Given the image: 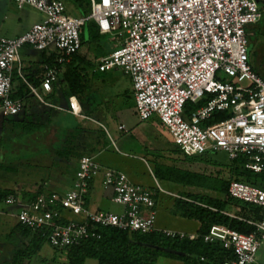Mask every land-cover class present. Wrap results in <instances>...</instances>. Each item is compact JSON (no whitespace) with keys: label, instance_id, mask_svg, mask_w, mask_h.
Masks as SVG:
<instances>
[{"label":"built area","instance_id":"built-area-1","mask_svg":"<svg viewBox=\"0 0 264 264\" xmlns=\"http://www.w3.org/2000/svg\"><path fill=\"white\" fill-rule=\"evenodd\" d=\"M18 8L31 6L45 15L41 23L15 38L0 37V115L15 116L24 101L14 99L13 77L22 75L20 50L30 46L44 52L40 88L51 91L61 69L82 48L81 31L89 21L102 33L123 37L110 54L99 59L94 72L121 69L130 77L136 112L142 121L157 117L177 146L189 155L225 151L233 161L264 173V78L254 69L249 53V27L264 16V0H91L88 16H70L61 0H15ZM25 80V79H24ZM42 102L39 89L25 80ZM244 82L248 84L244 85ZM189 112L187 104H200ZM70 111L81 115L75 97ZM227 118L205 125L215 115ZM120 130L126 131L121 125ZM102 175V187L112 192L120 213L93 209L88 197L93 181ZM230 196L264 209V189L233 180ZM5 205L18 208V220L42 230L58 249L100 238L99 227L150 233L156 229L154 194L122 171L104 167L93 156L80 158L71 189L21 201L9 195ZM255 231L246 234L223 226L204 235L235 257L224 264H253L264 243V219L247 220ZM162 233L197 239L198 234L163 230ZM203 259V258H202Z\"/></svg>","mask_w":264,"mask_h":264},{"label":"trees","instance_id":"trees-1","mask_svg":"<svg viewBox=\"0 0 264 264\" xmlns=\"http://www.w3.org/2000/svg\"><path fill=\"white\" fill-rule=\"evenodd\" d=\"M78 1V0H76ZM88 16V15H85ZM264 20V16L261 21L256 24L254 28H259L260 24ZM89 21L83 27L81 31L82 46L86 44L85 32L88 25L89 32L92 34V38L95 40L101 36L109 35V33H102L99 27ZM257 32L254 31L252 37H250L249 51L251 54V47L256 42ZM110 47L95 46L98 55H106L113 51ZM46 62H51L52 59L46 58ZM253 65V63H252ZM94 64L87 60L85 56L74 54L71 60L67 63V70L64 75L65 81V94L69 98L70 96H78L82 100V115H90V110L93 108L95 102L86 105L85 98L91 97L93 100L91 91V84L89 82L88 70L93 71V77L105 78L107 72H94ZM255 70V66L253 65ZM23 70V69H22ZM43 71V69H42ZM41 71V74H42ZM256 71V70H255ZM40 78H28V82H35L39 84ZM15 80V79H14ZM13 80V81H14ZM37 80V81H36ZM29 94L27 84L19 78L18 90L12 93L14 99H22ZM29 100V99H28ZM27 100V101H28ZM95 101V100H94ZM200 104H187V110H196ZM4 125V137H0V149L4 151L0 153V171L5 170V173L0 174L4 176L7 172L19 176L18 170L20 168L17 164L12 163L11 160H5V155H8V147L4 146V143L12 139V135L16 131H21L26 134L41 131L51 124L52 120L40 119L36 115L30 114L25 103L21 113L12 117H1ZM227 118L226 114L217 115L210 122L214 123L218 120ZM81 133L79 126L76 127V131H73L66 137V147L62 150L57 148L56 153L58 155L65 156L66 158H80L84 153L78 152L75 143L77 136ZM4 138L7 140L5 141ZM6 147V148H5ZM175 155H183L189 162L198 160L200 158L189 155L176 147L173 150ZM4 154V158L2 156ZM9 156V155H8ZM9 159L10 156H9ZM3 161V162H2ZM5 162V164H4ZM236 162V161H235ZM243 169H246L242 166ZM235 169L232 172V176L224 181L220 177L209 179V176L205 173L181 168L176 165H157L155 170V176L159 179L168 180L177 183L183 187H196L202 190L213 191L224 195V198L209 197L204 194L183 192L182 196L187 199L175 198V206L180 211L182 216L190 219H196L201 223L197 234V239H190L188 237L181 238L179 236L172 237L162 233L159 230L152 231L150 233L131 232L122 230L116 227H99L98 233L100 238H92L83 241L79 245H74L64 249H58L52 247L48 242V237L42 230H36L24 226L19 221L14 230L7 234V239L12 243L13 233L20 234L23 238L29 239L24 241L18 237L19 244L13 246V251L8 258L3 259L2 264H30L35 257H41L42 247L45 244H49L56 252H64L67 256V263L63 264H87V261L92 259L96 261V264H157L160 255L168 256L172 259L180 260L185 264H224V262L231 260L235 257L234 252L231 249H225L218 242L210 243L204 240V235L209 234L212 227L215 225H221L230 227L242 233L250 234L255 231V227L248 222L240 220L238 218H232L222 211H227V207L231 206L236 210L235 215L247 220H262L264 217L261 215V207L250 205L241 200L235 199L230 196L228 189L229 184L233 180H239L238 177H247L245 172H239ZM30 176V174H28ZM21 177V175H20ZM42 184L36 192H29L25 189L18 192L17 189L6 187H0V203H4L5 199L9 195H16L21 201L31 202L34 201L39 195H49L51 192H46ZM6 206V205H5ZM8 208H17V206H6ZM18 209V208H17ZM18 211V210H17ZM21 239V240H20ZM56 254L52 258L56 261ZM192 256H198V259L192 258ZM203 258V259H202ZM43 261V260H42Z\"/></svg>","mask_w":264,"mask_h":264},{"label":"rangeland","instance_id":"rangeland-1","mask_svg":"<svg viewBox=\"0 0 264 264\" xmlns=\"http://www.w3.org/2000/svg\"><path fill=\"white\" fill-rule=\"evenodd\" d=\"M40 15V14H39ZM44 16V15H43ZM39 17V16H38ZM40 18V17H39ZM45 19V16H44ZM41 21V20H40ZM43 22V21H42ZM256 25H251L248 29L257 32L256 42L253 44L251 49H254V54H252L253 64L255 66L256 72L264 78V20L259 25V28H254ZM92 33L89 29H86L85 40L86 44L81 50V54L86 55L90 60L95 63L96 60V48L95 46H106L111 49L115 45H118L123 37H120L117 33H109V35L101 36L98 39L92 38ZM250 53V51H249ZM85 56V57H86ZM100 56V55H99ZM251 57V56H250ZM98 58V55H97ZM25 74V71L23 70ZM61 79L64 75H60ZM14 78L19 79V74L14 73ZM109 82H115L113 85L109 84L104 89L109 93V98L105 100V105L103 108V114H107V117L98 116L104 128L108 129L104 137L108 143V148L106 149L101 159L108 166L119 168L120 171L125 172L128 176L135 182L149 190L153 194H156L157 205L155 207L157 211V227L161 226L164 229H172L181 232H196L200 227L201 223L196 219H190L182 216L180 211L175 206V198L168 193L179 192H192L201 193L209 197L224 198V195L215 193L212 190L206 191L199 188H181V185L156 178L155 170L157 165H176L181 168H186L198 172L205 173L209 176V179L221 178L226 181L232 176V172L235 169L239 172H245L248 174L247 177H238L239 180L254 184L262 189H264V173H256L249 169H243L244 163L241 159L235 161L231 160L225 151L209 152L203 155H194L200 159L189 162L185 159L183 155H175L173 153V147H178L173 139V136L169 132L168 128L164 125L158 124L156 118L142 121L137 112L135 99L133 97V87L131 85V79L129 76L125 75L121 69H116L111 71L108 76L105 77ZM244 85L248 82H244ZM103 90V91H104ZM102 93V91H101ZM99 92L95 94L98 100L104 101L103 96ZM43 98H47L44 94ZM60 100V99H56ZM91 97L86 98V101L90 102ZM31 101L33 103H38V97H32ZM192 112V111H189ZM215 115L213 119L216 117ZM220 116V115H219ZM212 119V120H213ZM211 121V120H210ZM207 121L205 125L211 124L212 122ZM120 124L127 127L128 132L124 133L119 129ZM100 128V129H101ZM52 127H49L44 132L39 134H26L21 131H16L12 135V139L4 143V146L8 147L7 154L5 155V160H11L12 163L17 164L20 168L18 170L19 176L14 174L6 173L4 176L0 177V184L5 187H11L20 191V189L26 190H36L34 182L29 181L40 180L50 181L52 180L50 168V157L51 151L48 150L47 144L53 137ZM5 147V148H6ZM0 149V153L3 152ZM157 154L162 155L160 161H156L155 156ZM4 158V154H2ZM50 156V157H48ZM3 162V161H2ZM5 164V162H4ZM72 172V170H70ZM5 173V170H1L0 174ZM30 174V176H28ZM21 175V177H20ZM26 178H30L25 180ZM23 182V183H22ZM45 182V185L48 183ZM0 185V186H1ZM21 192V191H20ZM227 211L236 213V210L231 206L227 207ZM0 264H2L3 259L8 258L13 251V246L19 244L18 237L24 241H29V239L23 238L20 234L13 233L12 243L7 239V234L14 230L18 223V211L15 208H8L4 204L0 203ZM101 210H107L112 212L120 213L122 211L121 207L111 203H105L101 206ZM261 215L264 217V209H260ZM223 226L219 225L216 227V232H221ZM20 239V240H21ZM54 254H56V261H53ZM192 258L198 259V256H192ZM43 260V261H42ZM67 256L64 252H56L49 244H45L42 247L41 257H35L30 261V264H63L67 263ZM87 264H96L95 260H88ZM157 264H185V262L172 259L165 255H160ZM205 264V263H200ZM253 264H264V243L261 244L258 252L256 253V262Z\"/></svg>","mask_w":264,"mask_h":264},{"label":"crops","instance_id":"crops-1","mask_svg":"<svg viewBox=\"0 0 264 264\" xmlns=\"http://www.w3.org/2000/svg\"><path fill=\"white\" fill-rule=\"evenodd\" d=\"M61 1L66 6V13L70 16H76V17L77 16H85V15H89L91 13V0H78V1H76V0H61ZM43 15H44L43 13H41L40 11H38L37 9H35L31 6H25L23 8H18L15 0H0V37H2V38H15V37H19V36L23 35L27 31H29L35 24L41 23L44 20L45 15L44 16ZM93 23L96 24V22H93ZM87 28H88V25H87L86 29ZM249 31L251 32L250 37H252L253 33H252L251 29ZM115 46H117V45H115ZM83 47H84V45L82 46V48ZM82 48H81V50H82ZM81 50L79 51V54L82 56H86V55L81 54ZM95 54H96L95 63H93L90 60V58H88L86 56V59L91 61L94 64L93 67H96L97 63L99 62V59L101 57L105 56V55L99 56L96 51H95ZM252 54H254V49H251V54H250L251 61L253 63ZM97 55H98V58H97ZM46 58L48 59L47 55L44 52L38 51V50H36L30 46H24L20 50V62H21L23 70L25 71V74H24L23 70H22L23 78L19 76L22 79V81H24V82H25V80L27 81L29 77L30 78H32V77L33 78H35V77L40 78V74H41V71L43 69V64H44V62H46L45 61ZM66 70H67V64L61 69L57 80L52 84V90L49 92L42 90L40 88V82H39V84L36 83L35 79L33 80V82L32 81L29 82V83L35 85L39 89L38 92H39L41 98L44 100V102H42L39 99L40 101H38V103H33L31 101L32 97H37V96L32 94L31 90L27 86L29 94L27 95V97H25L24 103H25L27 109L30 111V114L36 115L40 119H45V121L48 119L52 120L51 124H49V126L47 128H45L41 131H36L34 133H30V134H35V133L39 134L41 132H44V130H47L49 127L53 128L52 129L53 137L51 138V140L47 144L48 150L52 152L51 153L52 156L51 157L48 156V157H50V162H51L50 168L45 167V168L49 169V172H51L52 175H51L50 179L52 178V180H50L49 182L45 181V182H48L45 185L44 181L40 182V180H38V179L33 180L35 178H33V179H30V178L25 179L24 178L25 180L30 179L29 181H31V182L35 181L34 186L36 187V190H33V191L29 190V192H36L42 184H44L43 188L45 189L46 192H54V191L66 192L67 190L71 189L73 186V182L75 180V177H76V172L79 168L80 158L84 155L93 156L95 158V160L104 167H111L113 169L120 171L119 168H115V167L106 165V163L103 162L101 159V156L104 155L106 149L109 146L107 141H106V137H104V135H103L106 132H108V129L104 128L105 130H102L103 128H101V127H104V125L101 123V121L98 118V116L102 117L103 115H104V117H107V114H103V111H105L103 108V105H105V103H107V102H105V100H106V98L107 99L109 98V93L107 92V90L105 91L104 89H106L105 87L109 84L110 85L111 84L113 85V83L115 84V82H117V80H115L113 82L108 81V83H107L106 78L93 77L92 76L93 75L92 74L93 69L88 70L89 82H90L91 87H92L90 94H92L91 95V96H93L92 102L93 103L95 102V104L93 105V108L90 110V115L87 116V115L81 114L80 116H77L70 111V98L75 97L77 99L81 109H82V105H81L82 100L78 96L72 95L69 98L66 96V94H65V89H66L65 81H64V78L61 79V76H60V75H65ZM110 72H107V74H109ZM14 79L15 78L13 77V80ZM18 84H19V79H15L13 81V92H16L18 90ZM25 84H26V82H25ZM131 85H132V81H131ZM101 91H102V93H101ZM99 92L103 96L104 101H103V99L102 100L97 99V96L95 94H98ZM44 94L47 96V98H45V99L42 96ZM133 97H134V91H133ZM56 99H60V100H56ZM85 103H86V105H88L86 98H85ZM1 117L2 116L0 115V137H4L5 136V134H4V125L5 124H3V120ZM153 118H156L159 125L164 126L157 117H153ZM153 118H151V119H153ZM121 125L122 124H120V126ZM77 126L80 127L81 133L77 136L75 147H76L78 152H81L84 154L80 158H77V159L66 158L65 156L58 155L56 153L57 148H61L60 150H62L64 147H66V142H65L66 137L68 136V134L70 135L73 131H76ZM120 126H118V127H120ZM123 132L124 133L128 132L127 127H126V131H123ZM175 148L176 147H173V150H175ZM161 156L162 155L157 154L155 156V158H156L155 160L157 162L160 161ZM70 170H72V172ZM126 175L128 176V174H126ZM130 180L132 182H134L131 178H130ZM101 182H102V175L97 177L93 181L92 186H91L90 194L88 197V203H89V206L93 209L101 210V206L107 202L111 203V204H115L112 201V192L103 189ZM136 184H138V183H136ZM0 187L6 188L5 186H2V185ZM181 188L193 189L194 187H183V186H181ZM21 190H23V189L21 188ZM26 191H28V190H26ZM206 191H208V190H206ZM168 193H170L174 198H177V199L178 198L187 199V198H184L182 196L183 192L172 193V192L168 191ZM197 194H199V193H197ZM154 198L156 200V205H157V199H156L155 193H154ZM187 200H189V199H187ZM3 204L5 205V202ZM115 205H117V204H115ZM118 206L121 207L120 205H118ZM121 209L123 210L122 207H121ZM3 211H4V209L1 210L0 213ZM15 211H17V209ZM104 211H107V210H104ZM110 212H112V211H110ZM225 212H231V211H225ZM256 221H259V220H256ZM156 224H157V219H156ZM156 229H158L159 231L168 230V231L181 232V231H176V230H172V229H164L161 226L157 227V225H156ZM198 230L196 232H188V233L184 232V233H186V234H197Z\"/></svg>","mask_w":264,"mask_h":264}]
</instances>
